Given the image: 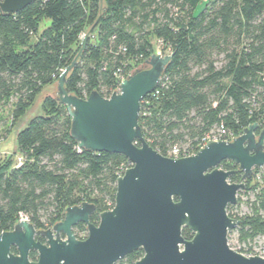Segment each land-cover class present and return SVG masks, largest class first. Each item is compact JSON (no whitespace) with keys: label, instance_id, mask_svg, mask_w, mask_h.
<instances>
[{"label":"trees","instance_id":"1","mask_svg":"<svg viewBox=\"0 0 264 264\" xmlns=\"http://www.w3.org/2000/svg\"><path fill=\"white\" fill-rule=\"evenodd\" d=\"M200 1L35 0L16 13L0 12V106L14 97L11 121H17L58 79L79 51L81 35L91 29L65 81L66 91L82 98L93 89L109 96L116 74L138 67L156 45L173 53L157 93L144 97L139 114L145 140L161 154L173 144H196L217 125L235 134L255 121L263 127L264 0H207L196 13ZM43 107L16 134L21 164L0 159V233L12 229L21 214L45 229L68 206L94 203L92 223L114 206L116 179L127 158L79 148L70 137L66 107L52 96ZM219 167L236 169L229 160ZM240 176L236 170L229 180ZM249 192L251 212L232 213ZM227 213L241 221L240 240L264 236V174L246 178ZM85 229L78 223L73 232L80 239ZM182 235L190 239L192 232L184 227ZM141 255L138 249L114 264H134ZM29 256L35 259L36 253Z\"/></svg>","mask_w":264,"mask_h":264},{"label":"water","instance_id":"2","mask_svg":"<svg viewBox=\"0 0 264 264\" xmlns=\"http://www.w3.org/2000/svg\"><path fill=\"white\" fill-rule=\"evenodd\" d=\"M33 1L0 0V12L16 13ZM90 30L53 89L43 92L30 112L49 94L66 107L70 137L79 148L122 154L132 166L117 177L114 206L99 213L98 223L90 221L96 207L87 201L66 207L49 228L18 219L0 233V264H114L138 249L142 255L134 264H264V257L245 256L227 242L228 232L241 223L227 207L237 203L246 178L264 165V126L252 122L232 140H208L188 156L161 154L145 140L139 114L173 53L150 54L108 97L93 89L82 98L68 93L65 81ZM223 160L236 169L220 168ZM236 170L241 176L231 182ZM78 223L86 226L84 239L73 232ZM184 227L192 232L190 239L182 235Z\"/></svg>","mask_w":264,"mask_h":264},{"label":"rangeland","instance_id":"3","mask_svg":"<svg viewBox=\"0 0 264 264\" xmlns=\"http://www.w3.org/2000/svg\"><path fill=\"white\" fill-rule=\"evenodd\" d=\"M207 0H201L197 8L195 10L196 13L201 12L204 9V6L206 4ZM47 21L44 22L42 25H40V29H43L45 25H47ZM85 34V33H84ZM83 36L80 37L82 39ZM159 44V42H158ZM153 53H159V54H168L169 52L164 51L159 45H156L154 48ZM56 80L51 84L46 87H44L36 96L33 104L29 106V108L22 114V116L15 122L11 121V115L12 111L14 109V102L15 98L11 97L7 101L3 102L0 106V159H7L8 157L13 158V163L16 165L20 161L23 160L22 155L17 153V147H16V134L17 132L23 128L32 118L40 115L43 113L44 107H43V102L47 96H50L49 94L45 95L38 103L36 108L30 112L32 109L34 103L36 100L39 99V96L47 91V90H52L53 87L55 86ZM56 95V92H55ZM30 112V114H29ZM180 146H185L184 144H179ZM239 197V194H238ZM254 198V193L249 192L248 194H242L240 196V202L237 206H235L232 209V213L242 216L244 214L250 213L251 208H250V201ZM238 203V201H237ZM236 203V204H237ZM42 219H45V216H42ZM239 226L235 227L233 230L230 231V236L228 238L230 239V242L235 244L236 246L239 247H244L247 245L249 240L254 239H259V236H253V237H247L245 240H240V235H239ZM261 237V236H260Z\"/></svg>","mask_w":264,"mask_h":264},{"label":"built area","instance_id":"4","mask_svg":"<svg viewBox=\"0 0 264 264\" xmlns=\"http://www.w3.org/2000/svg\"><path fill=\"white\" fill-rule=\"evenodd\" d=\"M81 36H83V35H81ZM132 69L129 70L127 73L116 74V76H115L116 77V85L114 87L115 91L118 92L120 90L121 81L132 71ZM161 79H162V77L160 78L158 85L161 82ZM156 89H157V87L154 89L155 93H157ZM113 90H112V92H113ZM153 92H151L150 94L152 95ZM236 135H238V134H235L230 129H228L226 126L217 125V126L213 127L211 130H209L208 132H206L197 141L196 144L187 143L185 146H180L179 144L171 145V147L168 149V153L166 156H169L172 158H179V157L188 156V155L195 153L199 148H201L203 145H205L208 142V140L230 141ZM20 164H21V161L19 163H17V166H19ZM131 166H132V163L127 159V162L120 166V170L118 172V177L124 173L125 169H127ZM263 174H264V165L256 168V171L254 172V178L256 180H260ZM19 219H27L28 220V218L24 214H21ZM230 231L228 232V236H230ZM79 236H80V239H84L87 236V229L80 231ZM260 236H259V239L253 238L252 240H249L247 245L244 247L236 246L235 244L230 242L229 238H228L227 242H228V245L230 248L238 251L239 253H241L245 256H254L255 255V256H259V257H264V236L263 235H260Z\"/></svg>","mask_w":264,"mask_h":264}]
</instances>
